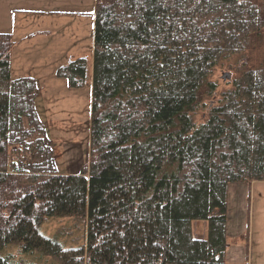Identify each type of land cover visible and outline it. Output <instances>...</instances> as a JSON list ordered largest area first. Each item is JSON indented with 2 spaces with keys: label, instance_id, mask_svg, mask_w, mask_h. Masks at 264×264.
<instances>
[{
  "label": "trees",
  "instance_id": "trees-1",
  "mask_svg": "<svg viewBox=\"0 0 264 264\" xmlns=\"http://www.w3.org/2000/svg\"><path fill=\"white\" fill-rule=\"evenodd\" d=\"M14 46L0 34V264H225L228 187L264 182V0H95L74 176L57 174L35 81L11 78ZM56 77L82 90L89 65ZM48 219L71 227L42 236Z\"/></svg>",
  "mask_w": 264,
  "mask_h": 264
},
{
  "label": "rangeland",
  "instance_id": "rangeland-1",
  "mask_svg": "<svg viewBox=\"0 0 264 264\" xmlns=\"http://www.w3.org/2000/svg\"><path fill=\"white\" fill-rule=\"evenodd\" d=\"M31 2L33 5L25 8L31 12L22 14L10 11L12 0H0L1 32L13 31L14 37L20 40L34 32L43 31L50 35L48 39L41 38L42 42L33 41L32 46L25 42V45L15 48L11 77L29 74L37 79L41 96L36 99L35 110L45 127V137L51 143L57 174L74 176L89 161L93 58V31L90 23L94 20L90 14L93 12L94 16L95 0H48L47 5L41 4L44 0ZM37 11L43 13L38 14ZM80 13L85 15L78 16ZM80 58L85 59L89 65L90 79L82 90H72L65 80L56 77V71ZM231 78L232 74L225 68H217L212 81L221 93L231 88ZM195 120L201 123L202 118L198 115ZM25 158L26 163L39 162L34 153ZM246 186L236 184L228 189L232 220L240 208V192L244 193ZM249 199L248 259L245 263L227 264H264V182L252 186ZM70 225L67 220L48 219L40 227L39 234L54 237L59 229L70 228ZM193 232L196 237L204 238L205 223H193ZM72 245L71 239L68 240V246Z\"/></svg>",
  "mask_w": 264,
  "mask_h": 264
},
{
  "label": "crops",
  "instance_id": "crops-1",
  "mask_svg": "<svg viewBox=\"0 0 264 264\" xmlns=\"http://www.w3.org/2000/svg\"><path fill=\"white\" fill-rule=\"evenodd\" d=\"M42 1V0H40ZM48 0H44L43 5H47ZM33 5L31 0H12V3H10L9 9L12 13H28L31 11L25 10V8L29 7ZM36 13V12H34ZM38 14L43 13V11H37ZM81 15H85L83 13L78 14V16ZM91 18H94L93 16V12L90 14ZM83 17V16H82ZM91 27H92V31L94 33V20L93 22L90 23ZM0 34H8L12 37V40L15 43L12 55H11V75H12V57L15 56L16 54H14V50L17 47H20L21 45H25L28 44V46H32L31 43L33 41H40L41 38H45L48 39V37L50 35L47 34V32H34V33H29L23 40H20L19 38L16 39L14 37L13 31H6V32H1ZM47 36V37H45ZM50 38V37H49ZM43 39V40H45ZM26 42V43H25ZM42 42V41H40ZM25 43V44H24ZM90 43H91V38H90ZM93 45V44H92ZM23 77H30L33 80L35 79V83L36 86L38 88V83H37V79L30 76L29 74H27V76H23ZM23 77H11L12 80H18L20 78ZM39 89V88H38ZM41 96V92L39 90V96L38 98H40ZM36 102V101H35ZM256 183H251L250 185L246 186L245 192L242 193V191L240 192L241 198L239 199V204H240V208L238 210V212H236V216L235 219H230V208H229V198L227 196V223H226V238L228 241V248L226 250V254H225V264H227L228 262H235V263H245L248 259V252H249V235H248V231L250 233V228H249V202H250V192L252 190V186L255 185ZM236 184H232V186H235ZM231 186V185H230ZM229 186V187H230ZM228 187V189H229ZM241 187V186H238ZM229 194V193H228ZM249 228V229H248Z\"/></svg>",
  "mask_w": 264,
  "mask_h": 264
},
{
  "label": "built area",
  "instance_id": "built-area-1",
  "mask_svg": "<svg viewBox=\"0 0 264 264\" xmlns=\"http://www.w3.org/2000/svg\"><path fill=\"white\" fill-rule=\"evenodd\" d=\"M25 160H26V158H24V157L20 158V161H25Z\"/></svg>",
  "mask_w": 264,
  "mask_h": 264
},
{
  "label": "water",
  "instance_id": "water-1",
  "mask_svg": "<svg viewBox=\"0 0 264 264\" xmlns=\"http://www.w3.org/2000/svg\"><path fill=\"white\" fill-rule=\"evenodd\" d=\"M227 78H229V77H227Z\"/></svg>",
  "mask_w": 264,
  "mask_h": 264
}]
</instances>
